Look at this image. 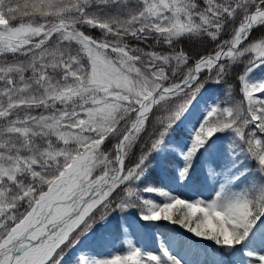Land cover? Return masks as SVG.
I'll return each instance as SVG.
<instances>
[{"label":"snow or ice","instance_id":"1","mask_svg":"<svg viewBox=\"0 0 264 264\" xmlns=\"http://www.w3.org/2000/svg\"><path fill=\"white\" fill-rule=\"evenodd\" d=\"M0 264H264V0H0Z\"/></svg>","mask_w":264,"mask_h":264},{"label":"rangeland","instance_id":"2","mask_svg":"<svg viewBox=\"0 0 264 264\" xmlns=\"http://www.w3.org/2000/svg\"><path fill=\"white\" fill-rule=\"evenodd\" d=\"M135 43L136 42H133V44ZM213 91H214V88L212 86H209L204 92L203 100H208L209 102H211L210 97L213 96ZM151 171L156 176V182L152 181L153 183L163 182L164 184H167L169 188L174 189L175 192L178 195H180L182 198L193 196L196 194L195 192H193L192 190L188 188L172 183L171 180L167 176H165L158 167L154 166L151 169ZM159 172H161V174ZM204 195L205 196L208 195V192L206 190L204 191ZM146 198L154 199L157 202H159V200L162 199L158 197V194H152V193L146 194ZM178 210H182V206L178 205L177 209L173 210L174 214L178 215ZM111 219H112L113 230H114L115 217ZM156 230H158L160 233H167L169 235H176L177 233L184 231L183 229H180L179 226L171 225L169 222H161L157 226ZM103 231H104V228L102 226H97L98 233L103 232ZM129 238L132 239L133 242L136 243L138 246H143L146 244L148 248L154 247V245L151 243V240L147 236H145L142 232H139L135 237H129ZM209 245H210V242H204V244L202 245H196L198 248L207 247V256L202 255L200 257L201 260L207 259L208 261H211L213 259L214 249L211 248ZM95 248H96V252L100 254V258H110L112 254H124V252L126 251V244H124L122 248L121 240L116 239L114 236H110L108 237L106 242L95 245ZM180 254L183 255L182 252Z\"/></svg>","mask_w":264,"mask_h":264},{"label":"trees","instance_id":"3","mask_svg":"<svg viewBox=\"0 0 264 264\" xmlns=\"http://www.w3.org/2000/svg\"><path fill=\"white\" fill-rule=\"evenodd\" d=\"M183 46H184L186 49L189 48V44H185V45H183ZM204 47H205V46L200 45L199 43H196V44H192V45H191V49H192L193 51H203ZM207 47H208V48H211V47H214V45H208ZM237 71H238V69H237ZM229 81L231 82V79H230Z\"/></svg>","mask_w":264,"mask_h":264},{"label":"bare ground","instance_id":"4","mask_svg":"<svg viewBox=\"0 0 264 264\" xmlns=\"http://www.w3.org/2000/svg\"><path fill=\"white\" fill-rule=\"evenodd\" d=\"M145 239V238H144ZM146 240V239H145Z\"/></svg>","mask_w":264,"mask_h":264}]
</instances>
